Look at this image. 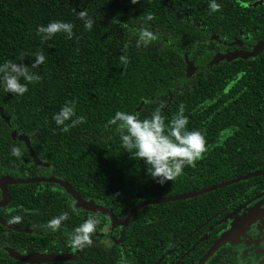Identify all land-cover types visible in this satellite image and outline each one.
<instances>
[{
  "label": "trees",
  "instance_id": "obj_1",
  "mask_svg": "<svg viewBox=\"0 0 264 264\" xmlns=\"http://www.w3.org/2000/svg\"><path fill=\"white\" fill-rule=\"evenodd\" d=\"M250 1L218 0L220 10L209 14L207 0H137L135 4L130 0H0V63L12 59L41 77L39 81L29 83L22 96L0 89V160L30 162L31 148L37 158L49 164L54 175L66 180L82 196L101 201L105 208H129L134 201L130 195L143 190L138 189L137 181L126 179L124 192L115 193L120 187L117 180L119 167L124 168V175L128 177L143 173L145 166L142 160L133 158L121 148L118 135L113 132L114 126L105 127L116 110L131 111L143 119L155 107L150 101L163 100L161 115L166 124L182 104L189 129L262 127L264 51H261L264 49L252 58L237 57L210 64L217 51L231 48L226 42L234 37L241 38L253 26L257 37L264 33V18L251 20L247 6ZM81 10H86L93 18L91 30L83 28L77 16ZM147 16H151V20L145 21ZM50 20L72 22L73 38L66 39L58 33L42 42L36 34V26ZM142 25L154 31L157 40L138 48L135 33ZM124 49L128 56L127 65L119 60ZM37 51L43 52L45 61L33 69L31 63ZM187 57L193 66L189 75L186 72ZM248 63L256 65L252 69L246 66ZM228 64L227 72H238L236 81L224 93L218 85L210 89L219 77L205 73ZM204 88L210 89L212 99L203 100ZM73 100L76 115L83 116L84 120L70 127L68 132H61L51 119L52 113ZM204 111L208 116H204ZM10 130L16 135L27 136L30 148L23 140L12 138ZM13 145L21 148L22 158L10 155ZM29 166L40 167L32 163ZM248 167L251 168L238 166V173ZM198 170L199 166L195 168V175L188 179L163 184L149 181L145 193L149 197L166 196L212 184L197 181ZM45 184L44 187L42 183L24 186L30 191H54V194L40 199L42 204L69 206L65 199L71 198L65 190L57 184ZM233 185L145 207L146 210H181L197 207L203 197L209 205L219 192ZM14 214L36 217L42 225L54 215V210L0 212L6 221ZM139 214L134 215L128 224V235L135 237ZM19 225L24 232L0 224V264H26L9 256L7 251L8 248L19 249L18 244L32 231L23 228L27 225ZM97 248L101 252L102 247L98 245ZM130 248L128 254H137L133 245ZM87 251L88 247L79 253L86 254Z\"/></svg>",
  "mask_w": 264,
  "mask_h": 264
},
{
  "label": "flooded vegetation",
  "instance_id": "obj_2",
  "mask_svg": "<svg viewBox=\"0 0 264 264\" xmlns=\"http://www.w3.org/2000/svg\"><path fill=\"white\" fill-rule=\"evenodd\" d=\"M247 6L251 20H257L259 17L264 18V0H251ZM262 27L264 28V24ZM255 30L256 27L253 26L250 32L244 34L241 38L234 37L231 41L226 42L231 48L217 52L238 49L252 50L257 41L264 39V33L257 37L254 34ZM234 40L237 42L232 44ZM229 65H223L224 68L222 69L219 65L220 67L216 71L213 69V72L205 73V75L213 73L219 77L218 82L212 85L210 89L218 85L224 93L226 88L236 81L238 72H227L226 67ZM255 65L254 63L246 64L252 69ZM225 71L227 74H225ZM210 89L205 90L204 88L203 100L212 99ZM170 97L171 95H169ZM0 111H2L1 107ZM249 115H252V113L250 112ZM204 116H208L205 111ZM12 131L10 130V135ZM204 132L206 134L207 151L200 160L196 161L195 166H186L183 169V174L175 180L188 179L190 176L195 175L197 166H199L196 176L198 177L197 181L212 183L209 185L264 170L263 123L262 127L256 128L207 127ZM31 163L35 164L33 160H30V162L26 160H0V178L6 176L14 179H27L54 175L50 166L35 164L40 167L34 168L29 166ZM247 165L251 168L248 167V169L238 173V166L245 168ZM254 165H256V168H252ZM118 172L117 180L120 182V187L115 193L120 195L124 192L126 179L137 181L138 189L143 191H135L134 194L130 195L134 201L129 208L124 206H117L113 209L107 208L116 219V225L114 226H112L109 216L76 206L75 199L67 192L71 199L66 198L65 201L69 206L52 207L45 203L42 204L43 200L40 199L43 196L54 194V191H30L24 186L29 183L7 184L6 192L9 195V200L6 204L0 205V212L2 210H39L42 212L54 210L53 216H56L61 211H69V218L62 223L56 232L39 228L40 222L36 221L38 219L36 217L23 216L21 223L27 225L23 228L32 231L30 234L25 232L29 236H25L26 238L18 244L19 249H11L20 254L66 253L70 254V257L65 260L39 263L19 261L26 264H121L122 260L124 264H199L208 250L219 242L215 250L200 264H264V173L231 183L234 185L226 191L219 192L212 204L207 205L208 201L203 197L197 207H185L181 210H146L145 206L147 205H143L134 210L123 224L126 215L135 204L145 199L164 197L165 195L149 197L145 193L149 181H154L146 172L145 167L143 173L135 176L126 177L122 166L119 167ZM8 173L13 175H8ZM28 173L33 175L28 176ZM37 183H42V187H44L46 186L44 183L48 184L49 182L41 181ZM61 189L58 191L60 192ZM31 197L37 199L31 200ZM82 197L102 205L101 201L91 197ZM72 209H75V211L73 212ZM139 212L138 231L134 237L128 235L126 229L130 221L133 220L134 215L136 216ZM92 215L99 218L100 223L92 234L93 243L88 246L87 253L82 254L79 252L84 249L79 250L67 246L66 240L72 234L74 226ZM14 225L22 228L19 224ZM98 245L102 247L101 252L97 248ZM132 245L137 254L127 253Z\"/></svg>",
  "mask_w": 264,
  "mask_h": 264
},
{
  "label": "clouds",
  "instance_id": "obj_3",
  "mask_svg": "<svg viewBox=\"0 0 264 264\" xmlns=\"http://www.w3.org/2000/svg\"><path fill=\"white\" fill-rule=\"evenodd\" d=\"M135 4L137 0H130ZM209 14L218 12L221 4L218 0H207ZM83 23L85 30H91L93 18L86 10L77 13ZM151 16L145 17V21L151 20ZM125 27V25H121ZM36 34L40 40L47 41L55 34L62 33L66 39L73 38V23L70 21L50 20L47 24L36 26ZM136 47L148 46L157 40V34L149 27L140 26L136 31ZM119 60L127 65L128 56L126 49L122 50ZM31 68L35 69L45 61L43 52L34 54ZM21 78L23 82H21ZM40 75L30 71L24 64H18L12 59H6L0 63V89L15 96H22L28 90V84L39 81ZM155 107L150 115L141 119L131 111L116 110L106 121L105 127L114 126L113 132L118 135L119 144L133 158L142 160L146 172L160 184L166 181H174L183 174V169L195 166L207 151V142L203 129H189L187 127L188 117L184 115V107L181 104L177 111L171 116L167 124L161 115L164 107L163 100L150 101ZM73 117H75L73 119ZM51 119L59 126L61 132H68L69 128L83 122L84 117L75 113V101L66 102L59 111L53 112ZM67 122V123H66ZM10 155L17 159L22 158L21 148L13 145ZM71 207V206H70ZM74 212L75 209H72ZM69 218V211H61L59 215L52 216L46 223L39 225L42 230L56 232L62 223ZM22 217L19 214L11 215L7 223L19 224ZM100 223L96 216H88L81 223L74 226L72 234L66 240V245L82 250L90 246L92 234ZM121 264H124L123 260Z\"/></svg>",
  "mask_w": 264,
  "mask_h": 264
},
{
  "label": "water",
  "instance_id": "obj_4",
  "mask_svg": "<svg viewBox=\"0 0 264 264\" xmlns=\"http://www.w3.org/2000/svg\"><path fill=\"white\" fill-rule=\"evenodd\" d=\"M214 37L217 38V36H215V35H214ZM236 42L237 41L234 40L232 44H234ZM262 49H264V39L257 41V43L253 46L252 50L238 49V50L227 51V52H216L215 55L212 57L210 64L217 63L220 60L229 61V60L237 58V57L247 58V57L256 55ZM186 61H187L186 62L187 63L186 72H187V75H189L193 69V66L191 63V59L189 57L186 58ZM6 120H8V117H6ZM263 127H264V121H263ZM11 137L23 140L25 142V145L28 148H30L29 140H28L27 136H25L24 134L16 135L15 131L13 130L11 132ZM29 152H30L31 158L35 164H39V165H43V166H49L48 163L37 158V156L34 154V152L31 148L29 149ZM263 173H264V170H259V171H255V172L248 173L245 175H241V176L233 178V179H229V180L222 181V182H219V183H216L213 185H209V186L197 189V190L183 192L180 194L167 195L164 197H158V198H153V199H145V200L135 204L130 209V211L126 215V219L123 221V224L126 222L128 217L133 213L134 210H136L137 208H139L143 205L158 204V203L183 200V199H187L190 197H195V196L201 195L203 193L221 188L223 186L230 185L233 182L245 180V179H248V178L256 176V175H261ZM41 181L58 184L62 189H64L68 194H70L75 199V201H76L75 205L76 206L82 207L84 209L92 210V211L97 212V213L107 215L110 217V219L112 221V226L116 225L115 217L111 214L110 211H108L107 208H105L101 205H98L97 203H95L91 199L90 200L84 199L79 194V192L71 186L70 183H68L66 180L62 179L60 176H57V175H51L48 177H30L27 179H19V178L14 179V178L6 177V176L1 177L0 178V190H1L2 198L0 199V205L6 204L9 200V195L6 192V185L7 184H11V183H37V182H41ZM0 224L3 225L4 227L8 228V229H11V230L23 231V229L20 226H17L14 224L9 225L7 223V221L5 219H3L2 217H0ZM218 244H219V242L214 244L208 250V252L205 254V256L200 260L199 264L204 259H206V257L210 253H212V251L215 250V248L218 246ZM7 251H8L9 256H11L15 259H18V260L25 261L27 263H39V262H46V261L65 260V259H68L70 257V254H66V253H62V254H46V253L20 254L11 248H8Z\"/></svg>",
  "mask_w": 264,
  "mask_h": 264
}]
</instances>
